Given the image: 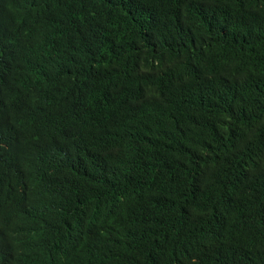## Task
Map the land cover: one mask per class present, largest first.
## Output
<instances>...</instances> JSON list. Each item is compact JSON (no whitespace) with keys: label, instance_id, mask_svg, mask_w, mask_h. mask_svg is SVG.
Wrapping results in <instances>:
<instances>
[{"label":"trees","instance_id":"1","mask_svg":"<svg viewBox=\"0 0 264 264\" xmlns=\"http://www.w3.org/2000/svg\"><path fill=\"white\" fill-rule=\"evenodd\" d=\"M0 264H264V0H0Z\"/></svg>","mask_w":264,"mask_h":264}]
</instances>
